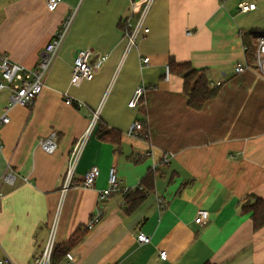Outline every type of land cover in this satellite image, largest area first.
Segmentation results:
<instances>
[{
	"label": "crops",
	"instance_id": "0c3cea01",
	"mask_svg": "<svg viewBox=\"0 0 264 264\" xmlns=\"http://www.w3.org/2000/svg\"><path fill=\"white\" fill-rule=\"evenodd\" d=\"M232 1L153 0L148 34L125 55L120 21L133 24L145 0H62L54 10L45 0H0V54L29 69L75 12L44 88L31 106L12 108L0 127V257L34 264L53 230V246L82 235L69 250L75 264H264V227L254 231L241 211L250 195L264 200V79L235 72L246 63L241 34L264 30H245L247 13L237 10L241 0ZM85 48L107 59L92 80L71 86L72 62ZM170 59L202 70L212 88L220 83L200 110L188 106L181 78H164ZM138 86L145 88L143 111L127 106ZM9 95L0 91V116ZM64 95L83 107L65 104ZM93 112L96 126L62 195L70 150ZM136 121L145 122L147 137L128 135ZM107 130L120 133L118 144L99 138ZM52 132L57 148L47 154L39 141ZM165 154L172 155L167 164L160 162ZM91 167L98 176L83 189ZM111 167L122 188L138 186L154 169V190L129 213L123 195L111 194L87 230ZM7 174L11 184L2 180ZM198 209L209 213L202 225L194 222ZM139 233L149 242L140 244Z\"/></svg>",
	"mask_w": 264,
	"mask_h": 264
},
{
	"label": "built area",
	"instance_id": "2783aa9c",
	"mask_svg": "<svg viewBox=\"0 0 264 264\" xmlns=\"http://www.w3.org/2000/svg\"><path fill=\"white\" fill-rule=\"evenodd\" d=\"M62 0H45V6L48 10L56 9ZM81 2L82 0H78ZM153 0H145L144 6L140 15L132 24L130 19L125 20L123 29V38L125 40L124 54H128L131 50L136 49L138 42L142 40L149 32L145 27L144 21L146 14L152 4ZM255 9V4L250 3L248 0H241L237 4V10L240 13H248ZM75 12H71L62 22L59 30L53 36L51 41L45 45L39 55V62L35 68L29 69L18 63L13 62L6 54H0V91L7 90L10 92L7 104L3 107L2 114L0 116V127L9 123V112L16 106L29 107L36 99L37 95L44 88V80L50 69V66L55 59L58 50L60 49L66 34L69 31L71 23L73 21ZM190 33V32H188ZM255 62L253 65L248 63H239L235 66V72L240 73L245 70L255 71L260 77L264 79V34H259L255 40ZM107 55L95 54L89 48L79 50L72 62L70 85L78 86L84 81H90L93 79L95 72L100 69L102 64L106 61ZM143 65L149 63V58L144 57L141 59ZM169 68L165 67L164 78H169ZM220 83H216V87ZM145 93L144 86H138L134 89L131 98L129 99L127 106L129 108L136 109L143 103V97ZM64 103L75 108L83 107V103L74 101L67 95H64ZM98 120L97 112L92 113L90 123L84 133V135L78 138L72 145L69 154L68 165L61 184V194L73 184V172L80 158L81 151L84 147L85 141L88 136L93 132ZM142 125L136 121L132 123L128 130V135L138 137ZM141 136V135H140ZM39 147L47 154H52L57 148V135L55 132L50 133L47 137L39 141ZM172 155L165 154L162 156L160 162L167 164ZM98 176V169L96 167L89 168L83 178L81 187L83 189H92L94 182ZM4 182L11 184L13 181V175L7 174L2 179ZM136 187H120L119 181L116 176L115 167H111L108 171L107 187L97 192V203L94 212L90 220L87 222L85 229H91L97 224L102 216V204L113 193H121L123 196ZM209 213L205 209H198L194 218V222L197 225H202L208 221ZM52 232L50 238L41 253V255L35 259L34 264H51V253L53 248ZM137 241L141 244L148 243L149 237L139 233L136 235ZM159 258L161 260L166 259L165 251L159 252ZM66 264H75L73 255L67 253L65 256ZM0 264H13L8 256L0 257Z\"/></svg>",
	"mask_w": 264,
	"mask_h": 264
},
{
	"label": "trees",
	"instance_id": "16d2710c",
	"mask_svg": "<svg viewBox=\"0 0 264 264\" xmlns=\"http://www.w3.org/2000/svg\"><path fill=\"white\" fill-rule=\"evenodd\" d=\"M125 20L120 21L121 30L124 29ZM259 35L257 30H249L241 34L242 43L245 49L246 63L253 65L255 62V37ZM264 34V33H260ZM169 75H174L182 79L183 93L187 98V104L193 110H200L203 105L217 94V88L210 87L206 75L202 70L194 69L190 63H177L173 59L168 62ZM220 86V85H219ZM143 111L142 106L139 108ZM142 130L140 135L147 137V127L145 122H140ZM98 136L101 140L118 144L120 141V133L117 131L107 130L99 131ZM155 170L148 169L145 177L135 189L125 194L124 201L127 205L126 212L133 211L139 206L147 194L154 190ZM250 200H247L241 207L243 213H249L254 231L264 227V200L260 197L250 195ZM82 235L74 234L65 243L60 246H53L51 253V264H55L58 259L66 256L69 250L75 246L81 239Z\"/></svg>",
	"mask_w": 264,
	"mask_h": 264
},
{
	"label": "rangeland",
	"instance_id": "374dc122",
	"mask_svg": "<svg viewBox=\"0 0 264 264\" xmlns=\"http://www.w3.org/2000/svg\"><path fill=\"white\" fill-rule=\"evenodd\" d=\"M252 1L256 6V11L249 12L246 15H243L244 20L247 19L245 23L246 25H244L245 30L248 28L264 30V0H252ZM232 2H236V1L234 0Z\"/></svg>",
	"mask_w": 264,
	"mask_h": 264
}]
</instances>
